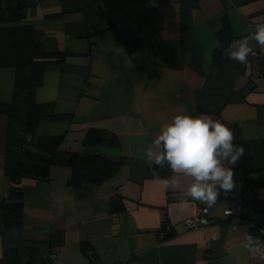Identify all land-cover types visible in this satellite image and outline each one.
<instances>
[{
  "label": "crops",
  "instance_id": "0c3cea01",
  "mask_svg": "<svg viewBox=\"0 0 264 264\" xmlns=\"http://www.w3.org/2000/svg\"><path fill=\"white\" fill-rule=\"evenodd\" d=\"M28 1L23 24L34 26L46 50L67 53L62 66L45 71L35 99L73 113L80 126L68 148L61 143L48 180H22V225L0 224V264H39L36 258L48 251L56 255L54 264H264L240 247L247 233L264 236L244 218L226 217V201L211 210L210 224L185 229L181 222L199 204L179 206L189 181L165 190L171 169L146 157L177 113L221 119L233 131L234 144L245 149L228 165L236 182L231 191L251 188L254 209L264 213V48L253 42L257 55L237 66L228 60V46L220 64L214 63L223 24L234 40L249 35L248 21L264 23V0ZM13 77V71L0 69V102L11 100ZM55 126L42 134H59ZM91 127L114 133L119 147L82 146ZM5 133L0 116V200L8 191ZM72 151L126 161L103 183L74 188L67 185ZM116 195L121 208L112 206ZM165 224L171 228L167 238ZM84 241L92 247L88 253L81 250Z\"/></svg>",
  "mask_w": 264,
  "mask_h": 264
},
{
  "label": "trees",
  "instance_id": "16d2710c",
  "mask_svg": "<svg viewBox=\"0 0 264 264\" xmlns=\"http://www.w3.org/2000/svg\"><path fill=\"white\" fill-rule=\"evenodd\" d=\"M29 6L28 0H0V69H12L14 72L11 100L0 102V116L6 119L2 167L8 181L7 194L0 200V224L4 228L22 225V180H48L54 155L65 138V134H37L39 125L58 121L71 123L74 120L71 112H56L53 102L39 103L35 99V90L41 85L45 71L62 66L67 53L46 50L35 38L34 26L19 23ZM217 38L220 47L214 53V63L219 65L222 52L234 40L227 23L217 32ZM81 144L85 147H119L114 133L98 127L89 128ZM125 161L124 157L72 151L66 163L71 172L67 185L74 188L82 184L99 185L112 177ZM111 203L113 207L121 208L118 195L111 198ZM165 234L164 238L170 236L169 231ZM81 250L88 253L92 247L84 241ZM52 254L55 253L48 251L36 260L39 264H54Z\"/></svg>",
  "mask_w": 264,
  "mask_h": 264
},
{
  "label": "clouds",
  "instance_id": "9594fccd",
  "mask_svg": "<svg viewBox=\"0 0 264 264\" xmlns=\"http://www.w3.org/2000/svg\"><path fill=\"white\" fill-rule=\"evenodd\" d=\"M253 42L264 48V23L256 24L249 35L233 40L228 59L247 64L249 56L255 54ZM234 139L231 128L208 113H177L146 149V157L158 167L167 164L171 169L173 175L163 181L165 190H179L182 180L189 181L180 207L187 208L192 201L212 207L221 191L227 193L236 187L233 168L228 165H235L245 149L234 144ZM240 247L264 261V240L259 236L245 234Z\"/></svg>",
  "mask_w": 264,
  "mask_h": 264
},
{
  "label": "built area",
  "instance_id": "2783aa9c",
  "mask_svg": "<svg viewBox=\"0 0 264 264\" xmlns=\"http://www.w3.org/2000/svg\"><path fill=\"white\" fill-rule=\"evenodd\" d=\"M247 27L249 29L254 28V24L248 21ZM255 53L252 56H256ZM248 64V63H247ZM264 173V170H262ZM256 200V194L251 188H244L239 193L221 191L218 201L212 207H208L206 204L199 202L195 213L185 218L181 225L188 230H198L208 224H210V212L213 208L217 206L220 201H226L227 207L224 209L223 213L226 217H242L244 218L249 227L254 230L260 236H264V213H259L254 209V202ZM165 231H170V225H164ZM54 260L56 258L55 254L51 255Z\"/></svg>",
  "mask_w": 264,
  "mask_h": 264
},
{
  "label": "rangeland",
  "instance_id": "374dc122",
  "mask_svg": "<svg viewBox=\"0 0 264 264\" xmlns=\"http://www.w3.org/2000/svg\"><path fill=\"white\" fill-rule=\"evenodd\" d=\"M24 19L22 20V21H20L19 23L20 24H23L24 23ZM7 70H11V71H13L12 69H7ZM3 84V83H2ZM4 84H6V81H5V83ZM45 124H52V126H54V125H56L55 127L57 128L58 126V130H57V132L55 131L54 133H61V134H65V138H64V140H63V142H62V144L64 145V147L66 148H68V145L70 144V142H72L71 140L73 139V138H77V133H73V135L71 134V132H73V130H74V128L75 127H78V126H80V123L78 124V121H77V119L75 118L74 120H73V122H71V123H68V122H43V123H41L40 125H39V127H38V129H37V134H42V133H44L46 130H45V128L46 129H48V128H50V127H52L51 125H45ZM71 126V127H70ZM70 132V133H69ZM71 139V140H70ZM68 140H70V141H68ZM62 145V146H63Z\"/></svg>",
  "mask_w": 264,
  "mask_h": 264
}]
</instances>
